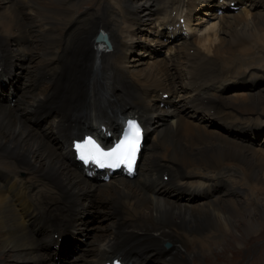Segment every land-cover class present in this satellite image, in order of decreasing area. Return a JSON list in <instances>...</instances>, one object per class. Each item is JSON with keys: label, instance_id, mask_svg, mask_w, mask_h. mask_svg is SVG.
Here are the masks:
<instances>
[{"label": "bare ground", "instance_id": "6f19581e", "mask_svg": "<svg viewBox=\"0 0 264 264\" xmlns=\"http://www.w3.org/2000/svg\"><path fill=\"white\" fill-rule=\"evenodd\" d=\"M81 1L0 0V85L8 98L21 89L17 104L0 100V252L14 253L0 264H181L186 244L192 259L236 239L238 220L253 237L264 222L261 206L249 212V194L264 195V0H238V13L232 0H98L89 12ZM205 15L216 20L198 34ZM134 115L148 139L138 177H86L73 138L100 124L118 133ZM66 233L86 239L62 263L55 234Z\"/></svg>", "mask_w": 264, "mask_h": 264}, {"label": "rangeland", "instance_id": "374dc122", "mask_svg": "<svg viewBox=\"0 0 264 264\" xmlns=\"http://www.w3.org/2000/svg\"><path fill=\"white\" fill-rule=\"evenodd\" d=\"M97 1L98 0H82L81 3L85 7H87V11L89 12L90 9L94 6V4ZM213 1H215V0H213ZM205 12L210 13V11L206 10V9H205ZM229 14H231V13H229ZM200 16L204 17L202 14ZM37 17H38L39 22L43 24L44 22L42 21V13L40 15H37ZM206 20L207 21H205V23L202 24L203 26L202 25H199V26L196 25V27L198 26L197 27L198 30H196V32L198 34L200 32L203 33L206 30V27L208 28L211 25L210 21L213 20V18L206 16ZM214 20H216V19H214ZM208 24H210V25H208ZM203 29H204V31H203ZM141 32H142V34H144V31L141 30ZM142 34H138V35H142ZM135 40H136L137 44L141 41L140 38H139V40L137 38ZM105 49L108 50L106 47H105ZM164 50H163V52H164ZM136 52H138V49ZM191 52H193V51H191ZM137 55H138V53H136V55H133V53H131L129 55L128 60H132L133 57L138 58L139 56H137ZM145 55L146 54L143 55L144 58H147L148 55H146V56ZM161 55H163V54H161ZM17 89L18 88H17V84H16L15 85V91H17ZM0 96H3V92L0 93ZM181 99H183V98H181ZM168 123H170V122H168ZM257 142H256V144H257ZM245 143H248V142L245 141ZM259 193L264 194V192H259ZM249 202L251 203L249 206V209H250L249 212H251L250 214H253L252 212L255 211L256 205H258L259 207L261 206V210H264V195L249 194ZM249 212L246 213L245 216H248ZM88 215H90V214H88ZM241 215H244V214L241 213ZM263 221H264V219H263ZM234 230H236L235 234L237 236L232 234V236L230 238V237H226V235H224V238L226 237V239L230 240L234 236L236 239H233L232 241L227 242L225 247H222L220 242L216 243L215 245L213 244L212 247H213V249L215 248V250L211 254H208V255H205L204 253L199 254L198 249L195 247V257L192 258L193 264H204L205 259H206V264H264V222L259 223L257 225V228H254V232H253L254 236L253 237L251 236L252 234H250V235L245 234V231L247 230V226H245V224H242V221H240V220H238L236 222V226H235ZM240 235L242 236L241 238L238 237ZM73 240H74L75 247H77L78 242H80L81 240L77 239L75 237H73ZM191 248H192V246L190 244H188V245L186 244L185 250H184V248L182 249V250H184V252H183L184 253V255H183L184 259H187L186 255H185L186 250H188V251L192 250ZM81 250H82V248H78L69 258L65 259V261H62V263H67L68 260L70 262V259H72L73 258L72 256L76 255V253H77L76 257L81 258L82 253L84 254V252H81ZM196 253H198V255ZM13 255H14V253H12V252H9L8 254H5V252L3 253L2 250L0 252V258L1 259L2 258L7 259L10 257L12 258ZM195 259H198L199 261H197ZM174 261H175V263H173V264H179L176 259ZM19 263H21V264H25V263L26 264H33L32 261L24 262V260H20ZM153 263H154L153 260H151L149 262V264H153ZM67 264H69V263H67Z\"/></svg>", "mask_w": 264, "mask_h": 264}, {"label": "snow or ice", "instance_id": "6c2138e0", "mask_svg": "<svg viewBox=\"0 0 264 264\" xmlns=\"http://www.w3.org/2000/svg\"><path fill=\"white\" fill-rule=\"evenodd\" d=\"M141 138V130L139 125L135 122H129V132L115 147L109 151H104L95 141L89 139L88 145L90 150L84 152V145H77L78 149H81L82 158L92 160L95 163L111 167H119L120 165H126L128 170L131 171L135 162L137 153L139 151Z\"/></svg>", "mask_w": 264, "mask_h": 264}, {"label": "water", "instance_id": "95a60500", "mask_svg": "<svg viewBox=\"0 0 264 264\" xmlns=\"http://www.w3.org/2000/svg\"><path fill=\"white\" fill-rule=\"evenodd\" d=\"M97 40H101V38L97 39Z\"/></svg>", "mask_w": 264, "mask_h": 264}]
</instances>
